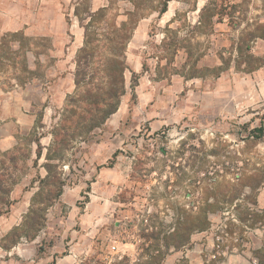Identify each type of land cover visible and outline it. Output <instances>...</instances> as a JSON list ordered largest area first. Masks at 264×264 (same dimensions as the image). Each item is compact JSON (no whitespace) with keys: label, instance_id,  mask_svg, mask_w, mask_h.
Wrapping results in <instances>:
<instances>
[{"label":"rangeland","instance_id":"374dc122","mask_svg":"<svg viewBox=\"0 0 264 264\" xmlns=\"http://www.w3.org/2000/svg\"><path fill=\"white\" fill-rule=\"evenodd\" d=\"M3 1L22 16L19 0ZM60 1L59 19L41 15L62 27L66 14L86 24L98 9L97 21H138L126 92L88 134L73 132L75 117L63 130L68 99L109 89L101 58L78 88L82 44L66 75L33 9L31 26L0 36V128L15 141L0 150V199L9 187L10 203L0 217L13 211L0 220V264H264V64L249 71L258 63L245 58H264V0H169L162 16L164 0H140L142 17L134 0ZM167 26L197 61L163 52ZM187 63L197 78H184Z\"/></svg>","mask_w":264,"mask_h":264},{"label":"trees","instance_id":"16d2710c","mask_svg":"<svg viewBox=\"0 0 264 264\" xmlns=\"http://www.w3.org/2000/svg\"><path fill=\"white\" fill-rule=\"evenodd\" d=\"M168 1L169 0H164L162 8L158 12L159 16H162V14L166 12ZM142 6L143 5L140 0H134L133 14L137 12L136 14L138 17L144 16L143 13H140L142 10H144V7ZM105 11V9H98V11L95 13H91V15H89L90 21H88L86 24H84V21H78L79 26L83 29V42L82 47L78 52V59L76 60L77 73L75 74L74 79L75 85L76 87L80 88L81 86L90 84V81L93 79V75H87L90 69V62L94 57L99 56L102 60V71L109 79L108 87L110 86L108 90H104L103 88L84 90L85 92L78 101V105L74 99H68V103L63 109V123L61 129L68 130V126H70L69 124L73 123L72 118L75 117L73 132L80 136L88 134L94 128L101 126L106 121L107 117L112 115L117 110L119 101L126 92L124 79V72L126 69L125 49L138 21H112L110 23L107 21H97L104 15ZM206 11L207 9L203 8L201 17ZM200 26H202V21H199L198 27L193 28L198 30L200 29ZM168 33L175 34V32L172 29H169L168 26L165 28V33L161 42L163 52H165L168 56H175L176 53L181 49L186 54V62L192 61L193 58L194 61L195 59L196 61L198 60L199 55H193L194 53L191 52V44L188 40L177 39L175 35L169 37ZM262 34L264 35V32ZM256 38H259V36L254 37V39ZM241 43H243V40H241ZM243 51L247 52L243 53L247 55L249 53V46L245 45ZM245 58L252 60V62L258 63V65L254 67L253 65H249L250 62H245V64L249 65V71L264 64V58L257 59L249 55H247ZM158 60V62H160L161 58H158ZM82 66L83 69H80ZM144 66L145 65H143V68ZM157 68H159V70L164 69V67H160L159 63L157 64ZM182 68L183 72L186 73V77L184 76V78H197V74L201 73L200 69H197L195 65L192 66V63L188 66V69H186V65H184ZM217 70V68H211L206 69L205 72L209 73L215 72ZM179 75H182V73H179ZM134 86L135 85H133V87ZM106 95L108 96L107 99L104 98ZM8 191L9 187H7L4 192H2L5 197L0 199V214L3 213V208L8 209L10 205L6 198ZM5 212H7V210H5L4 213ZM203 227H205L204 222L199 221L198 228L200 229ZM152 260L153 257L151 256L149 262L145 264H151Z\"/></svg>","mask_w":264,"mask_h":264},{"label":"crops","instance_id":"0c3cea01","mask_svg":"<svg viewBox=\"0 0 264 264\" xmlns=\"http://www.w3.org/2000/svg\"><path fill=\"white\" fill-rule=\"evenodd\" d=\"M1 2L4 1L0 0V36L7 33H15L25 29L26 27L31 26L28 13L30 14V10L33 9L32 13H34L33 16L35 17L34 19L35 22L32 25V27H34L36 31L43 33V34H39V36H45L53 42L55 51L54 50L51 51L50 56L54 58L56 57L58 58L55 66L57 68L63 66L65 68L64 70L67 69L66 75H70L74 58L83 41V33L82 34L77 33L78 31L74 32L72 29L76 28L77 30H81L82 28L79 26L78 21H73L71 18L68 17L69 16L68 14H66L64 17L65 18V21H63L64 27H62L60 21H55V20L46 21L47 19H45V16L41 15L42 12H52L53 17H58L59 19L61 14H57L58 9H56V4H58L59 8H62L61 1L37 0V4L34 5L31 9V4L29 5L27 1L19 0L20 4L17 8L21 9L22 11L21 17H16V15L13 13V10L10 11L9 6L7 5L5 7V5ZM47 2H53V6L50 8L47 7L46 6ZM67 2L70 3V0H67ZM65 37H68V40H66ZM58 53H61V56L58 55ZM46 58L47 57H44L45 60ZM68 63L70 66H68ZM34 67L36 68V64ZM56 67H54L55 72L59 70L56 69ZM56 87L57 86L55 85L53 91L56 90ZM64 89L66 90V87L63 88V90ZM21 114L22 113L20 111V115ZM23 116H25V118H30L28 115L25 114ZM25 118L23 117L21 119L24 120ZM1 131H3L2 127L0 128V150L5 151L12 148L15 145V141L9 132H6L5 135H1ZM26 193L27 192H25V194ZM35 194L36 193H31L29 195V198L31 196H34ZM24 196L25 195H23L22 197L23 200H24ZM12 214L13 211L11 210V212L7 213L5 216L0 217V220L1 219L8 220V218L12 217ZM15 222L16 221L14 220V222L11 223L9 229L15 224ZM7 230L8 229H6V231Z\"/></svg>","mask_w":264,"mask_h":264},{"label":"built area","instance_id":"2783aa9c","mask_svg":"<svg viewBox=\"0 0 264 264\" xmlns=\"http://www.w3.org/2000/svg\"><path fill=\"white\" fill-rule=\"evenodd\" d=\"M219 246L217 245V248H218Z\"/></svg>","mask_w":264,"mask_h":264}]
</instances>
